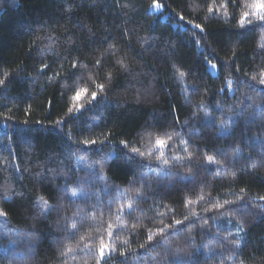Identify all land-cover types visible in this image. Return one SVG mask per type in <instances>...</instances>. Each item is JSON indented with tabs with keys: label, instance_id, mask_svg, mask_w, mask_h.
Instances as JSON below:
<instances>
[{
	"label": "trees",
	"instance_id": "obj_1",
	"mask_svg": "<svg viewBox=\"0 0 264 264\" xmlns=\"http://www.w3.org/2000/svg\"><path fill=\"white\" fill-rule=\"evenodd\" d=\"M155 2L0 0V264H264V0Z\"/></svg>",
	"mask_w": 264,
	"mask_h": 264
},
{
	"label": "snow or ice",
	"instance_id": "obj_2",
	"mask_svg": "<svg viewBox=\"0 0 264 264\" xmlns=\"http://www.w3.org/2000/svg\"><path fill=\"white\" fill-rule=\"evenodd\" d=\"M154 4H155V0H154ZM257 7H259V8H264V4L257 5ZM245 15H247V14L245 13ZM260 18H261L262 20H264V15H262ZM181 19H182V18H181ZM241 21H242V23L244 22V16L241 17ZM195 27H196V28H201L200 25H196ZM201 31H203L202 28H201ZM97 63H100V62L97 61ZM73 67H75V64L73 65ZM211 67H212L213 69H215V65H211ZM262 76H264V74H262ZM181 77H183V73H181ZM2 83H3V81H0V84H2ZM260 84H264V78H261V80H260ZM98 87L100 88V90H103V85H98ZM229 87H231V82L229 83ZM85 91H86L85 89H80V90H78V91L76 92L75 96L73 97V100L78 101V100L81 98V96L84 94ZM96 96H97V93H96V92H93V93H92V97H93V99H95ZM217 106L219 107V104H218ZM200 107H201V108H206V105H204L203 103H201ZM76 108H77V110L79 111V110L82 108V106H81L79 103H77V104H76ZM69 112H70V113L72 112V109H71V108L69 109ZM205 117L209 119V122H211V117L209 116V114H208L207 112H205ZM217 127L221 130V132H224L226 129H229V128L231 127V125H230V123L227 122V121H221V123H220L219 125H217ZM84 143H85V144H92V145H94V144L96 143V141H84ZM166 143H167V142H166L165 140H161V139H157V141H156V144H157L160 148L165 147ZM121 144L127 145V141H121ZM131 152L134 153V154H138V155H140V156H143V155H144V153L139 152L138 149H135V148L131 149ZM189 155H191V154H189ZM163 163H164L165 165H167L168 162H167V160H164ZM207 163H208V164L215 163V159H214V157H207ZM260 199H264V197H261ZM39 203H40V205H42V207H43V209H44L45 212H47V211L50 210L51 206L48 205L47 202L44 201L42 198H41V200H40ZM226 203H227V202H226ZM217 207H220V205H217ZM5 215H6V214H5L3 211H0V216H5ZM181 223H182V221H179V220L174 221V225H179V224H181ZM74 227H75V226H74ZM109 227L111 228V225H110ZM165 227H167V226H165ZM163 230H164V229H161V231H163ZM108 235H109V237H111L112 232L109 231V232H108ZM148 239L151 241V240H152V236L149 235ZM237 243H238V242H237ZM105 247H107V246L104 245L103 242H101L100 249H99L100 254H101V258H103V256H104V249H105ZM112 250L114 251V249H112ZM69 251H71V249H69ZM98 264H99V261H98Z\"/></svg>",
	"mask_w": 264,
	"mask_h": 264
},
{
	"label": "rangeland",
	"instance_id": "obj_3",
	"mask_svg": "<svg viewBox=\"0 0 264 264\" xmlns=\"http://www.w3.org/2000/svg\"><path fill=\"white\" fill-rule=\"evenodd\" d=\"M164 10V6H163V4L162 3H160V2H155V4L154 3H152L150 6H149V8H148V11L150 12V13H155V14H157V13H162V17L163 18H166L167 17V12H165V11H163ZM211 65H214V64H211ZM211 65H210V69L212 70V72L213 73H215L216 72V66H215V69H213L212 67H211ZM159 183H157V185H158ZM162 184L160 183V185L159 186H161ZM2 226H3V224H1ZM14 231L15 230H11V233H14ZM18 231H20V230H18ZM8 232V230H5L4 231V233L6 234ZM22 232V231H21ZM22 234H25V235H27V232H22ZM0 235H2V233L0 232ZM3 236V235H2ZM1 248V247H0ZM8 248H10L9 247V245H8ZM23 253H24V256H27V258H31L30 257V255H29V253H28V251H23ZM20 254V253H19ZM75 253L73 252L72 253V256H73V258H74V255ZM22 258H24V257H22ZM22 260V259H21ZM71 264H76V262H75V258L74 259H72L71 261ZM21 263H23V264H25V263H27V261L26 260H22L21 261Z\"/></svg>",
	"mask_w": 264,
	"mask_h": 264
}]
</instances>
